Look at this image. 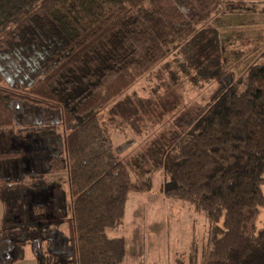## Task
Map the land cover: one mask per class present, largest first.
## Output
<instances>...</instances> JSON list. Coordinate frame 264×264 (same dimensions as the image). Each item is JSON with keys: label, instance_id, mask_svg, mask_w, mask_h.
<instances>
[{"label": "trees", "instance_id": "trees-1", "mask_svg": "<svg viewBox=\"0 0 264 264\" xmlns=\"http://www.w3.org/2000/svg\"><path fill=\"white\" fill-rule=\"evenodd\" d=\"M222 10L221 0H0V264L23 259L28 244L39 264L124 261L125 239L107 231L148 176L121 159L99 111L158 66L166 88L193 70L218 82L206 104L174 119L166 196L207 217L203 264H264V63L238 76L223 62L211 23ZM23 104L61 110L64 149L13 173L25 151L11 134L57 127L20 126ZM61 172L66 182L48 179Z\"/></svg>", "mask_w": 264, "mask_h": 264}, {"label": "rangeland", "instance_id": "rangeland-1", "mask_svg": "<svg viewBox=\"0 0 264 264\" xmlns=\"http://www.w3.org/2000/svg\"><path fill=\"white\" fill-rule=\"evenodd\" d=\"M241 6L252 11L244 19L246 22L237 27L246 31H264V0L244 2ZM235 19L243 18L236 13ZM249 53L250 56H257L255 63H264V43L254 44L245 51L247 56L244 55L239 64L230 63L237 68L238 76L248 66L251 58ZM158 68L139 78L126 92L99 111L121 159L137 165L140 173L148 176L149 185L146 191L130 192L123 222L109 229L107 234L125 239L126 257L121 264H203L209 249L210 223L205 214L197 211L190 202L166 196L165 188L171 184L172 175L165 171L161 162L169 138L179 131L173 124L174 119L197 111L200 104H206L218 82L205 78L206 71H198L200 74L197 75L193 70L194 78L180 75L176 85L166 88L160 85L154 75ZM16 115L20 126H57L23 137L11 134L13 142L10 147L25 151L23 159L18 165L14 164L17 167L11 172L41 169L44 165L41 160L43 156L64 149L65 129L60 124L61 110L50 111L44 107L23 104ZM67 178V172L48 175V179H62L64 182ZM4 210L0 200V233ZM32 220V217L26 218L27 222ZM22 221L25 222L24 219ZM256 225L258 229L264 226V207L261 208ZM13 264H39L34 245L28 244L23 259Z\"/></svg>", "mask_w": 264, "mask_h": 264}, {"label": "crops", "instance_id": "crops-1", "mask_svg": "<svg viewBox=\"0 0 264 264\" xmlns=\"http://www.w3.org/2000/svg\"><path fill=\"white\" fill-rule=\"evenodd\" d=\"M223 10L220 13H217L213 16L211 23L216 25L219 28L221 43H222V59L223 62L229 65L233 70H236V67H233L230 63L239 64L242 58L247 56L244 54L245 51H248L253 47L254 44L264 43V31H246L237 27L238 24H243L244 19L251 15L250 8H243L241 4L244 2H255L256 0H221ZM241 3L236 4L235 3ZM247 4V3H245ZM250 5V4H249ZM236 13H239L243 19H235ZM250 56V53H249ZM248 66L245 68V71L249 66L256 62V57L250 56ZM252 59V60H251Z\"/></svg>", "mask_w": 264, "mask_h": 264}]
</instances>
